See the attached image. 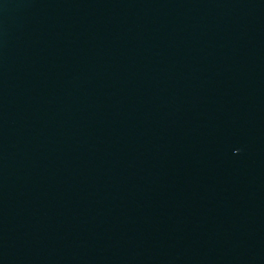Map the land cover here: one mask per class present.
Instances as JSON below:
<instances>
[{
    "label": "water",
    "instance_id": "1",
    "mask_svg": "<svg viewBox=\"0 0 264 264\" xmlns=\"http://www.w3.org/2000/svg\"><path fill=\"white\" fill-rule=\"evenodd\" d=\"M0 264H264V0H0Z\"/></svg>",
    "mask_w": 264,
    "mask_h": 264
}]
</instances>
